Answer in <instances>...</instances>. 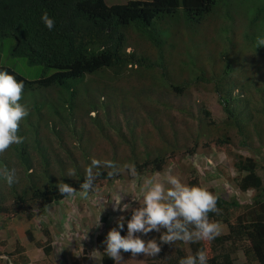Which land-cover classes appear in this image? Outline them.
<instances>
[{
  "label": "trees",
  "instance_id": "trees-1",
  "mask_svg": "<svg viewBox=\"0 0 264 264\" xmlns=\"http://www.w3.org/2000/svg\"><path fill=\"white\" fill-rule=\"evenodd\" d=\"M45 11L55 19L52 31L41 20ZM214 20L222 24L213 31L209 48L198 32L205 23L206 31ZM177 25L189 34L184 33L186 40L178 45L181 48L189 43L178 51L183 59L179 66L191 71L185 76L179 72L172 74L163 55V50L169 48L171 53L175 47ZM235 28H240L237 38ZM181 35L179 31L178 40ZM5 39L12 41L9 57L38 66L40 75L26 80L12 67L0 65V70L24 82L21 103L30 109L18 133L24 142L0 154V169L15 168L18 177L11 187L0 179V219L11 220L24 214L28 220L31 213L27 209L42 210L72 198L61 196L57 184L69 183L79 193L92 159L113 161L116 165L133 164L137 175H143L146 171H160L177 153L192 157L198 147H213L222 154L238 147L253 156L259 154V148L264 149V46L258 47V40L264 39V0H128L109 6L103 0H0V42ZM139 41L151 46L155 55L140 48ZM211 49L217 50L216 59ZM204 59L210 71L200 66ZM217 61L220 65L213 72ZM106 75L112 84L91 86L87 81V77ZM197 84L210 87L223 113L222 121L215 124L209 113L200 108L196 111L198 117L191 118L195 122L193 131L178 132L181 138L167 139V133L173 134L174 129L157 108L164 111L172 108L179 114L191 115L188 107L173 106V101L183 98L186 90ZM165 94L171 105L166 104ZM126 110L139 113L141 118L135 115L134 120H129L128 116L133 114H127ZM99 112L103 123L96 119ZM89 113L95 116L90 118ZM115 114L125 118L121 126L112 118ZM85 118L93 128L82 124ZM139 119L153 126V137L134 136ZM40 122L41 131L51 138L45 143L39 136ZM122 125L125 127L121 128ZM106 128L112 129L116 140L106 133ZM231 133L235 134V141ZM96 139H103L108 148L100 147ZM136 144L140 151L136 150ZM93 146L99 150L95 157ZM120 146L128 150L126 158L118 155ZM232 156L237 190L251 191L252 195L242 204L232 194L207 189L218 195L217 206L222 209L219 215L210 213L209 219L225 227L226 233L213 241H177L169 245L160 242L165 231L161 228L154 236L161 243V252L155 260L178 264L181 258L203 249L209 256L208 264H233L236 254L242 256L244 264H264V161ZM70 169L76 170L75 177H67ZM109 171L106 167L99 169L101 174L94 190L121 178L120 173L109 178ZM124 171L129 173L125 168ZM185 183L200 186L195 169L188 172ZM7 201L12 202L8 207ZM131 216L132 211L124 217L121 235H126ZM115 227L117 222L108 232ZM25 237L45 256L31 264H53L47 229L41 230L43 240H33L28 230ZM97 242L100 264H112L113 260L104 254L106 244L99 237ZM4 247L5 241L1 240L0 264L23 262L21 246L16 244L3 256ZM7 257L13 261L8 262Z\"/></svg>",
  "mask_w": 264,
  "mask_h": 264
},
{
  "label": "rangeland",
  "instance_id": "rangeland-1",
  "mask_svg": "<svg viewBox=\"0 0 264 264\" xmlns=\"http://www.w3.org/2000/svg\"><path fill=\"white\" fill-rule=\"evenodd\" d=\"M103 1L105 5L109 6L114 4H123L128 0ZM221 22L222 21L217 22L214 20L212 23L213 25L208 26L206 31L204 30L206 23L199 27L200 31L198 34L202 35L206 39V44L209 48L212 45V42H210L209 39L213 31L216 30V27L222 24ZM174 30H176L173 38L175 47L171 53L169 52L170 49L166 48L163 50V55L164 59L169 63L168 65L172 70V74H177L179 72L185 76L191 71L189 69H183L179 66V62L183 59L181 56H178V51H180V49L183 50L185 45L189 46V43L188 45L185 44L183 47L181 46V48L178 45L181 40H186L185 34L188 33H185L183 28H179L178 25L174 27ZM179 31L180 34H183V36L181 35L182 37H180L178 40ZM239 33L240 28H235L234 34L236 38L238 37ZM11 45L12 41L10 39H5L0 42V65L12 67L15 72H17L26 80H34L38 78L40 75V68L38 66H29L21 59L12 60L9 57ZM141 46L147 52V54L155 55L154 49L151 46H148L147 43L143 44V42H141L139 47L141 48ZM210 53L214 55V59H216L219 55L216 49H211ZM198 56L203 57V54L199 53ZM216 65L212 69L213 72H216L217 68L219 67V61H217ZM200 66H203L205 71L211 70V67L206 65L205 59L202 61ZM87 81L91 86L101 85L103 83L108 85L112 84V81L107 79V75L102 78L101 76L87 77ZM164 97H166V104L171 105L168 94H165ZM176 99L177 100L173 101V106H186L188 107L191 115H187L185 113L179 114L177 110L172 108H170L168 111H164L160 107L157 108L160 113L166 115L167 120L170 121V124L174 129L173 134L167 133V139H171L173 136L176 139L181 138L180 135L178 136V132L180 134H184L186 130L193 131L195 122L191 118L195 119L198 117V112H196L197 109H205L209 113V119L215 124L220 123L223 119L221 108L216 102V97L214 93L211 92L209 86L200 84H197V86L193 85L186 90L183 98ZM131 104L132 103H129L130 107ZM155 106L156 104H154V107ZM126 112L129 115L133 114L128 116V118H130L129 120H134L135 115L138 118H141L139 113L134 114L127 110ZM100 114V112L97 114L96 119L100 123H103L104 120L101 119ZM88 116L92 118L95 116V113H89ZM112 118L116 119V122L119 126L123 124L125 119L120 114H115L112 116ZM33 122H35V120ZM138 122L139 126L135 130L134 136L141 135L146 138L145 135H151L152 137L155 135V130L150 123L141 121L140 119ZM41 124L42 123L40 122L39 136L41 137V141L45 143L47 139L51 140V138L47 133H45L44 130V132L41 131ZM82 124H85L87 128H93L91 127L92 124L89 123L86 118L82 121ZM129 124H133L132 121H130ZM123 127L125 126L122 125L121 128ZM168 130L169 129H166V131ZM121 132H123V130ZM106 133L111 134L114 137L113 140H116L111 128H106ZM231 135L235 141V134L231 133ZM152 137L150 139H152ZM96 141L99 142L100 147L108 148V145L103 139H96ZM121 147L123 148L125 146H120L119 148ZM122 148L119 149V151L117 149L118 155L122 158H126L128 155V150ZM135 148L137 151L141 150V147L137 144ZM92 151L94 152V157L99 154V150H96V147L94 146ZM257 152H259V154L253 156L252 153L246 149L233 147L229 153L224 152L222 154L216 152L213 147H198V150L194 155H192V157H186L182 153H177L174 156V160L165 164L160 171L154 173H149L146 171V173L143 175L136 176L125 173L124 165L127 163H119L117 165L121 164L119 166L121 169V178H117L114 182L108 183L97 190L91 191L86 198L83 197L79 192L72 198H68L58 203H53L52 205L44 207L42 210H39L38 208H34L32 210L27 209V213H31L30 219L28 220L25 219L24 214H21L20 216L11 220L0 219V241H5V247L1 254L5 256L15 248L16 244H18L24 249V252L21 253V256H23V262H21V264H31L35 261L44 259L45 256L43 255L42 251L34 248L32 242L27 241L25 237V231L28 230L29 235L33 240H43L41 237V230L45 228L49 231L51 236L52 252L49 258L52 260L53 264H100L99 252L97 250V237L101 238V241L104 242L107 237L109 227L113 223L117 222L121 216L125 217L129 212H131L133 209H136L143 203V195L144 191L146 190L145 182L147 180L151 179L153 182H164L166 176L171 174L177 176L183 183H185L188 178V172L192 169H195L199 174V185L201 187L213 189L215 192L220 194H232L240 203H247L251 196V191L240 193L237 190V187L234 183L236 175L231 169L232 163L234 161L232 155L250 157L260 163L262 160L264 161V149L259 148ZM257 174H260L259 170ZM120 196H122L121 206L124 204L129 205V208L125 211H118L114 210L113 208L115 203L113 200L119 199ZM11 203V201H7L6 206H10ZM98 222L99 226H96ZM156 233V231H153L147 235H143L141 233H136V235L147 241L154 239ZM225 233L226 229L222 226L221 235ZM92 255L95 256L96 259L93 258ZM122 257L123 259L121 264H161V262L155 260L154 257H145L142 254L137 255L136 257H133L131 254H122ZM0 258H2V256H0ZM6 260L8 262H12L13 258L7 257ZM2 264L8 263L3 261ZM112 264H115V262L113 261ZM233 264H244V260L240 254H236L234 256Z\"/></svg>",
  "mask_w": 264,
  "mask_h": 264
},
{
  "label": "clouds",
  "instance_id": "clouds-1",
  "mask_svg": "<svg viewBox=\"0 0 264 264\" xmlns=\"http://www.w3.org/2000/svg\"><path fill=\"white\" fill-rule=\"evenodd\" d=\"M41 20L49 31L55 28V19L45 11ZM264 46V39L258 40V47ZM24 82L6 70H0V154L5 153L12 145H20L24 137L19 135L20 125L29 114L30 109L21 103L24 93ZM111 169L107 173L109 178L118 175L121 169L113 161L92 159L86 169L83 183L80 184V194L87 197L95 189V181L101 174L99 169ZM124 168L132 176L137 175L135 165L126 164ZM76 170L70 169L67 177H75ZM0 179L9 187L18 182L17 170L4 167L0 169ZM146 190L141 206L132 210L131 219L127 221V235H121L124 229V217L117 220V227L112 228L103 243L106 244L104 254L115 264H121L122 252L131 253L133 257L144 255L156 257L161 252V243L174 245L177 241L196 243L198 241H213L222 234V226L211 221L209 214H221L218 204V195L204 187L183 183L175 175H167L164 182H145ZM61 196L72 197L77 189L71 184L60 181L57 186ZM249 192V191H247ZM252 195V193H251ZM122 196L113 200L114 210L125 211L129 205L121 206ZM116 223V222H115ZM96 226H99V222ZM160 242L155 239L145 241L136 233L147 235L150 232H160ZM51 239V238H50ZM34 247V246H33ZM35 248V247H34ZM37 249V248H36ZM40 250V249H39ZM52 250V242H51ZM99 252V258L101 253ZM52 252V251H51ZM96 259L95 256L92 255ZM209 256L206 250H198L194 255L181 258L178 264H208Z\"/></svg>",
  "mask_w": 264,
  "mask_h": 264
}]
</instances>
